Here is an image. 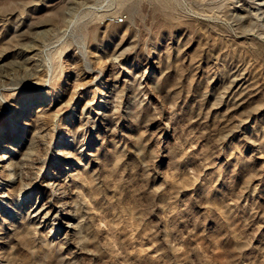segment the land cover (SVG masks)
<instances>
[{
  "label": "rangeland",
  "instance_id": "374dc122",
  "mask_svg": "<svg viewBox=\"0 0 264 264\" xmlns=\"http://www.w3.org/2000/svg\"><path fill=\"white\" fill-rule=\"evenodd\" d=\"M261 15L0 0V264H264Z\"/></svg>",
  "mask_w": 264,
  "mask_h": 264
},
{
  "label": "bare ground",
  "instance_id": "6f19581e",
  "mask_svg": "<svg viewBox=\"0 0 264 264\" xmlns=\"http://www.w3.org/2000/svg\"><path fill=\"white\" fill-rule=\"evenodd\" d=\"M255 1H256L257 5H258V9L262 12V15L260 16V18H261V20H264V0H255ZM121 21H123V20H121ZM19 119L15 121V124L13 125V127H16L17 129L20 130L21 129V124L23 123V121L21 119L20 120ZM6 136H7V133H6V135L4 137L6 138ZM14 145L15 144H13L12 139H11L9 141H6L0 147V150H3V151H0V187L2 185H4V184L6 185L8 182H14L15 183V181L12 180L11 177L8 176V173H7L9 167L13 165V163L11 161L12 154H10V153H12V150H15L14 149ZM11 173L13 174V171ZM33 182L30 181V182L26 183V187L28 189H32L34 187ZM14 210H15L14 208L11 209V211H14Z\"/></svg>",
  "mask_w": 264,
  "mask_h": 264
},
{
  "label": "built area",
  "instance_id": "2783aa9c",
  "mask_svg": "<svg viewBox=\"0 0 264 264\" xmlns=\"http://www.w3.org/2000/svg\"><path fill=\"white\" fill-rule=\"evenodd\" d=\"M120 20H124V17L121 16L120 18H118V22H120Z\"/></svg>",
  "mask_w": 264,
  "mask_h": 264
}]
</instances>
